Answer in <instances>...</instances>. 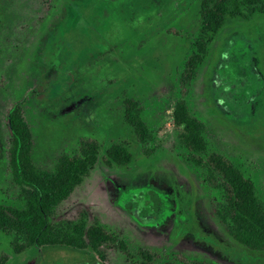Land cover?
I'll list each match as a JSON object with an SVG mask.
<instances>
[{"label":"rangeland","instance_id":"374dc122","mask_svg":"<svg viewBox=\"0 0 264 264\" xmlns=\"http://www.w3.org/2000/svg\"><path fill=\"white\" fill-rule=\"evenodd\" d=\"M233 1L248 17L226 16L186 89L179 71L201 24L202 0H0V200L10 204L18 191L7 113L26 97L35 165L51 168L84 139L102 146L55 219L86 211L132 252L130 259L117 249L98 257L63 246L15 253L12 237L0 230L5 264H181V257L264 264V252L237 243L214 218L210 196L178 154L173 120L184 98L211 146L232 158L264 199V11L249 15L264 0ZM128 99L140 103L145 142L123 116ZM120 142L132 154L128 165L106 155Z\"/></svg>","mask_w":264,"mask_h":264},{"label":"trees","instance_id":"16d2710c","mask_svg":"<svg viewBox=\"0 0 264 264\" xmlns=\"http://www.w3.org/2000/svg\"><path fill=\"white\" fill-rule=\"evenodd\" d=\"M250 9L249 15L264 11V8ZM226 16L248 17L239 10L236 1L202 0L201 24L193 38L192 50L179 71L181 87L188 89L198 76L211 46L227 22ZM26 102L25 97L7 113L11 176L18 191L12 195L10 204L0 200V230L12 237L14 252L22 253L34 246H63L98 257H104V251L117 249L132 258L128 243L98 220L91 222L86 211L76 219H55L58 206L85 182L95 168L102 146L97 140L84 139L77 153L60 154L51 168L35 165L32 160L34 139L26 116ZM139 104L136 99L126 100L123 116L145 142L146 130L137 117V112L141 111ZM173 120L178 128V154L210 196L214 218L237 243L249 250L264 252V199L253 179L232 158L211 146L203 122L191 113L184 98L176 101ZM106 155L119 165H128L132 161V154L123 142L109 146ZM139 253L143 258L154 257L148 251ZM8 260L7 254L0 253V264ZM180 262L210 264L182 257Z\"/></svg>","mask_w":264,"mask_h":264}]
</instances>
